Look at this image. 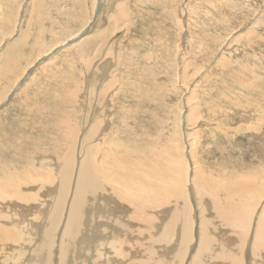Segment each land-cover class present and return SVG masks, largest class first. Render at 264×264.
Returning a JSON list of instances; mask_svg holds the SVG:
<instances>
[{
  "label": "rangeland",
  "instance_id": "obj_1",
  "mask_svg": "<svg viewBox=\"0 0 264 264\" xmlns=\"http://www.w3.org/2000/svg\"><path fill=\"white\" fill-rule=\"evenodd\" d=\"M11 1L0 0V55L11 52L12 58H14L13 67L16 65L11 71L17 72L10 76L7 75L8 78L6 76L3 81L1 80L9 91L6 94L8 97H5V100H0L2 101L0 103V124L4 125L0 134L7 129L13 130L10 138L16 141L17 145H22L20 152L33 157V163L37 166L39 163L42 166L45 162V167L56 170L51 166H55L59 160H49V158L61 154H57L55 148L58 149V145H62L63 141L61 142L56 137L54 139L55 133L44 130L39 131L40 133L35 131L34 129L38 128L33 126L32 123L35 121L33 118H39L42 119V123L45 122L42 126L43 129L49 127L51 128L49 130L56 131L57 127H62L63 131L62 129L61 131L67 134L68 128L65 127L72 126L74 128L70 127L72 131L77 128L78 132L75 137L79 140L77 139L75 148L68 147L70 143L63 148L66 158L76 152L75 165H77V161L82 159V154L85 152V146L82 145L83 135L88 130V124H85L83 120L84 118L93 119L92 116H95L96 112L100 120L104 121L107 117L109 122L106 120L104 125L112 123L109 126L113 127V131L115 129L118 132L123 130L124 127L120 128L125 122L129 129L121 131L120 139L127 146L131 145L132 149L136 148L138 155L143 151L141 155L146 157L145 154H147L149 157L150 153L151 160L155 157L151 153L153 145L151 146L150 142L152 140L153 143H161L163 139H170L171 143L174 142V146L176 145L182 150L180 152L184 157L185 153L188 155L186 147L188 138L185 137V133L196 131L194 132L195 138H193L197 141L195 144L198 146L196 161L201 168L203 167L202 171L212 179L213 185L219 186L222 192L221 182L228 178L231 179L233 175L239 174L244 177L245 173L241 174V172L250 171V168H252L251 171L257 168V170L255 169L256 175L264 174V0L262 2L261 0H236L238 4L233 0H212L214 4L209 0H196L200 3L198 2V10L193 12V17L188 14V6L190 7L191 2L193 3L195 0ZM120 1L125 3L129 15L132 16L127 17L128 20H122L120 16L118 19L114 17ZM92 2H96L95 5ZM228 2L229 4H227ZM92 4L94 7L99 6L92 8ZM233 4L234 7H232ZM175 5L176 7H174ZM218 5L219 8H217ZM206 6L207 8H205ZM210 6L214 9H211ZM226 7L229 10L228 8L226 10ZM175 8L177 11H174ZM235 8L239 13L243 10L247 13L246 17H242L244 18L243 23L240 20L241 17H235L240 21L237 22V27L234 25V15L230 13ZM208 9L211 19L208 17L204 19V10L208 11ZM171 11L173 12L171 13ZM222 12L223 17L220 16ZM168 14L172 22L168 18ZM216 20L221 21V26H214L218 22ZM227 21H231L232 26H229ZM92 23L96 27H91ZM123 25L126 27L123 28ZM97 26L102 32L97 30ZM113 26L116 27L117 32L111 31L109 37L104 41H102L103 38L98 39L101 33V37H104V34L114 30ZM227 27L228 29L233 27L230 29L232 32ZM103 29L106 33H103ZM127 32L129 33L127 34ZM205 34H208V37ZM91 37L96 40L94 41L97 43L96 47L87 48L84 51L77 49L89 38L92 40ZM211 40L213 43L210 42ZM35 43L38 44L39 51L33 49ZM119 45L121 46L119 47ZM88 61L91 65L86 68ZM2 65L4 62L0 60V67ZM125 83L129 86L127 85V87ZM59 85H62L61 88ZM73 85L78 86L76 94ZM63 86H67V89L75 94L69 91L68 95L71 94V100H69L70 102L65 100L64 105H62L64 100L59 102L60 92H57ZM105 86L108 87L107 92L109 93L103 99L99 92L104 90ZM9 87L11 88L9 89ZM49 92L50 94L53 92V94L50 95ZM51 96L54 100L53 98L51 100ZM56 100L59 103V105L57 103L58 107L53 105V101ZM193 106L196 107V111L191 112ZM48 107L53 108L52 112L56 113L48 112L52 116L49 115ZM133 109L135 110L133 111ZM41 110H43V115L42 112H39ZM54 110H58L59 113ZM117 113L119 115H116ZM53 122L56 123V126ZM130 128L133 129L130 131ZM14 134L16 135L14 136ZM173 134L177 137L172 138ZM67 135L69 137L70 134ZM145 138L150 141L146 147L143 144ZM40 145H43L42 148ZM32 147L34 148L32 149ZM43 147L46 148L43 149ZM174 150L172 151L174 152ZM53 151L54 154H52ZM43 154H46V158ZM47 154L49 155L47 156ZM175 154L178 155L176 151ZM185 157L187 158L186 155ZM179 158V155L175 156V162L179 161ZM52 161L54 162L50 163ZM186 162L191 165L189 156ZM20 164L18 162V165L13 168L24 169V166H29V163L27 165L25 162L23 165ZM40 209L41 207L33 215L43 214L42 211L39 212ZM124 209L122 207V210Z\"/></svg>",
  "mask_w": 264,
  "mask_h": 264
},
{
  "label": "bare ground",
  "instance_id": "obj_2",
  "mask_svg": "<svg viewBox=\"0 0 264 264\" xmlns=\"http://www.w3.org/2000/svg\"><path fill=\"white\" fill-rule=\"evenodd\" d=\"M117 1L118 0L115 2ZM233 1L236 3L238 2L236 0ZM198 2L199 1L195 0V2H191L190 7L188 6L189 15H192L193 12L198 10ZM209 2L214 4L212 0H209ZM95 3L93 4L95 5ZM93 4L92 8L94 7ZM100 4L101 3H99V5ZM225 4L223 5L225 6ZM227 4H229V2ZM176 5L174 7H176ZM219 5L217 8L220 7ZM200 6L202 7V4ZM207 6L205 8H207ZM232 7H234V4ZM227 8L228 7H226V10ZM261 8L263 9V6ZM42 9L44 8L42 7ZM211 9L214 8L211 7ZM175 10L176 8L174 11ZM213 11L215 12V10ZM172 12L173 11H171V13ZM208 12L209 9L208 11L204 10L205 14L202 12L204 14V19L207 17L211 19L209 18L211 14ZM223 12L220 16L226 14L225 12L223 14ZM230 13L234 15V19L235 17H241L240 20L242 23L244 22V18L242 17L247 16L244 10L239 13L236 8ZM119 16L122 20H128L127 17L131 16L123 1L118 2L114 17L118 19ZM168 18H170V16ZM177 18L179 19V17ZM236 20L237 19H235L234 22L235 27L238 26L237 22H240L238 21L239 18L237 21ZM131 22L132 20L130 23ZM230 22L227 21V23L230 24L229 26H232L233 23ZM220 24H222L221 21H218L214 26L219 27L221 26ZM93 26H95V24L91 25V27ZM124 27H126V25H123V28ZM98 28L97 26V30L100 31ZM232 28L228 29L227 27L228 30ZM206 29L208 28L206 27ZM217 30L219 29L217 28ZM111 31L117 32L116 27L114 30H110L109 33H106L104 30L103 33L106 34L103 35L104 37H101V33L98 39L103 38L102 41H104L105 38L109 37L108 35ZM202 31L204 30L202 29ZM128 33L129 32H127V34ZM42 35H44V33ZM205 35L208 37V34ZM94 41L96 40H90L89 38V40L80 44L82 46L80 47L79 45L77 49H82V51L87 48L91 49L97 44ZM210 42L213 43L212 40ZM120 46L121 45H119V47ZM33 49L39 51L38 44L34 45ZM225 55H223V57H225ZM12 57L13 55L11 52L0 55V60L4 62V65L0 67V100L4 99L9 91H7L8 88H6V85L2 83L3 78L5 79L7 75L10 76L17 72L11 71L12 68L16 67V65L13 67L14 58ZM86 65L87 68L91 63H86ZM16 76L18 77V75ZM103 79L105 80L106 78ZM127 85L128 84H126V86ZM73 86L74 93L76 94L78 86ZM11 87H9V89ZM107 89L108 87L104 88V90L100 89L101 92L98 91L101 96H103V99H105L104 97L109 93ZM59 90H56L60 92L59 102L64 100L62 104L64 105L65 100H71V94L68 95V92L71 90H68L67 86H63V88ZM70 93L74 94L72 91ZM54 97L56 98L55 95ZM52 98L51 96V100ZM1 102L2 101H0V103ZM50 103L52 104V102ZM53 103L54 107H58L57 100L53 101ZM45 107L43 108L45 109ZM195 108L196 107L193 106L191 112H194ZM48 109L47 113H51L53 110L51 107H48ZM43 110L39 112L41 113ZM58 110L54 111L58 112ZM120 110H122L121 107ZM134 110L135 109H133V111ZM53 113L56 112H52V114ZM41 114L43 115V112ZM95 114V116H92L93 119L84 118L83 120L85 124H88V130L86 129L87 131L83 135L84 138L82 137V145L85 146V152L82 154V159L77 161V165H75L76 152L70 154L67 158L64 156L63 152V148L69 143L68 147L72 149L75 148L78 139L75 137L78 132L76 131L77 128L72 131V126H70L72 128L69 126L65 127L68 128L69 133L67 132V134L71 135H69V138L67 134L62 132V127H57L56 131L54 129L49 130L51 129L49 127L43 129L42 126L45 122L42 123V119L33 118L35 120L32 123L33 126L39 129L35 128V131L39 132L44 130L46 132L55 133L56 136L53 135L54 139L56 137L61 140V142L63 141L62 145H58V149L55 148L57 154H61L52 156L51 158L48 157L49 160H59L55 166H51L53 168L55 167L56 170L45 167V162L44 164L42 163V166H40V163L39 166H37L33 163V157L20 152L22 145H17V142L10 138V135L13 134V130L7 129L0 134V264H264V174L260 173L256 175L255 169L257 170V168L253 171H251L252 168H250V171L241 172V174L245 173L244 177L239 174L233 175L231 179L228 178L221 182L223 194L221 188L213 185L212 179L202 171L203 167L201 168L196 161L195 157L198 155V146L195 144L197 141L193 139L195 138L194 132L196 131L193 130L194 132L185 133V137L188 138L186 146L188 155L185 153L187 158L185 155V158L183 157V153L180 152L182 150L176 147V145L174 146V142L171 143L168 138L165 140L163 139L164 141L161 140V143H153V140L150 142L148 138H145L143 142L144 147L148 146L149 142L151 146L153 145L152 151L148 148L155 156L151 160L150 153L149 157H147V154H145L146 157L142 156L141 154L143 151L138 155L136 154V148L132 149L131 145L127 146L123 140L120 139L122 132L126 131L128 128L125 122L122 123L123 126L119 124L121 126V128L119 127L120 129L124 127V129L121 130L122 132L118 127L117 129L120 132L116 129L113 131V127L111 128V126H109L112 123L106 126L104 125L107 117H105L103 121L100 120L96 112ZM116 115L119 114L117 113ZM121 116L123 117V115ZM50 117L48 118L50 119ZM53 123L56 126V123ZM114 128H116V126ZM3 129L4 125L0 124V130ZM132 129L130 128V131ZM134 133L136 132L134 131ZM15 135L16 134H14V136ZM174 136L175 138L177 137V135L173 134L172 138ZM34 147H32V149ZM45 148L43 147V149ZM173 149H175L174 152L172 151ZM81 150L83 151V149ZM144 151H147V149H144ZM175 151L180 157V160H177L178 162H175L176 159H174L175 156H178L175 154ZM78 152L77 150V154ZM54 153L53 151L52 154ZM43 155L45 157L46 154ZM48 155L49 154H47V156ZM188 156L191 165L186 162ZM18 162L21 163L20 165H23L24 162L25 164L29 163L27 167L30 168L24 166V169H14L13 167L18 165ZM53 162L54 161L50 163ZM30 164H32V166H30ZM49 198L52 202L48 200ZM39 207H41L39 212L42 211L43 214L33 215ZM122 207L125 209L122 210Z\"/></svg>",
  "mask_w": 264,
  "mask_h": 264
}]
</instances>
